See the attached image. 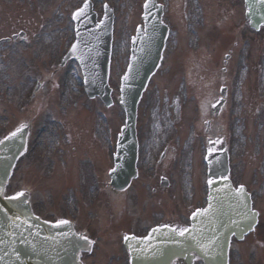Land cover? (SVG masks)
<instances>
[{
	"label": "rangeland",
	"instance_id": "rangeland-1",
	"mask_svg": "<svg viewBox=\"0 0 264 264\" xmlns=\"http://www.w3.org/2000/svg\"><path fill=\"white\" fill-rule=\"evenodd\" d=\"M78 1L0 0V37L19 31L29 37L15 48L0 47V132L31 126L30 150L17 164L8 195L28 190L41 215L52 218L53 212H59L84 229L83 216L75 219L80 208L89 223L103 227L107 240L100 250L104 252L112 240H120L122 231H132L126 226L138 213L134 234L161 220L162 210L165 221L183 224L191 207L204 204L203 154L207 138L215 132L223 135L232 155L235 181L246 182L258 197V207L264 209V30L255 34L249 28L242 0H159L167 5L166 21L172 31L163 65L139 106L143 146L139 167L141 175L148 176L150 162H157L160 148L169 142L170 156L158 175L167 177L171 185L165 188L158 179L141 177L128 192L117 195L109 187V166L99 158L106 155L104 147L110 149L124 123L118 101L120 77L128 63L130 38L142 23L145 0H95L96 7L108 3L116 13L110 108L88 99L77 64L59 67L73 39L69 17ZM37 81L43 85L34 96ZM225 87H229L226 104L215 115L210 104L222 98ZM213 126L218 129L209 132ZM88 157L97 164L102 188L98 200L87 176L80 191L70 190L72 184L82 182L80 173ZM53 163L58 166L50 173ZM90 201H96L93 208L86 206ZM263 230L264 214L257 233L246 244H234L230 264H264Z\"/></svg>",
	"mask_w": 264,
	"mask_h": 264
},
{
	"label": "water",
	"instance_id": "water-1",
	"mask_svg": "<svg viewBox=\"0 0 264 264\" xmlns=\"http://www.w3.org/2000/svg\"><path fill=\"white\" fill-rule=\"evenodd\" d=\"M245 1L248 8L247 16L252 20L253 26L258 27L264 23V3L261 0ZM153 33L154 31H148L146 35H139L138 40L134 43L136 54L139 50L153 44L152 41L144 44L148 38L152 37ZM140 44L142 45L139 49ZM141 67H145L144 63L141 64ZM106 69L107 67L104 68L105 73ZM103 91L108 94L107 85ZM26 132L22 131L0 146V264H75L80 248L83 247V241L71 231L70 226L60 225L56 227V225L48 224L35 217L28 196L25 194L18 199L3 197L4 188L15 160L24 149ZM211 189L207 211L200 212L192 218L195 228L183 238V243L187 246L195 233V229L206 225L202 229L201 235L206 236L212 232H217V241H213L212 244L215 250L219 251L220 258L224 259L223 253L227 251L228 237L231 233L240 235L248 230L250 224L253 225V221L246 223L245 218L243 217V220L239 214L229 219L228 213L226 216H220L219 225H217V217L223 211L230 210V204L241 203L240 207L243 209L241 211L243 214L250 209V205L246 198L244 203H247L249 208L244 207V203L238 199L228 181L216 182L212 184ZM236 209L237 207L232 206V211ZM175 245V240L169 236V239L160 246L163 247V252H161V248H158L157 252L151 253L148 257L147 260L150 263H146L144 260L136 261V264H156L155 261H162L165 258L166 260L171 259L172 253L186 252L182 247L175 248ZM202 247H204L203 243ZM207 255L205 252L206 261L216 264V259H211ZM138 257L140 256L138 255Z\"/></svg>",
	"mask_w": 264,
	"mask_h": 264
},
{
	"label": "snow or ice",
	"instance_id": "snow-or-ice-1",
	"mask_svg": "<svg viewBox=\"0 0 264 264\" xmlns=\"http://www.w3.org/2000/svg\"><path fill=\"white\" fill-rule=\"evenodd\" d=\"M261 2L264 3V0H261ZM150 3H151V0H146V3H145V9H148V8H149ZM89 7H90V5H89L88 0H85L84 6H83L82 8H80V9H78L76 13H74L73 18H74V19H78V18H80L81 16H84V15L86 14V10H87ZM105 7H107V6L105 5ZM161 7H162V6H161ZM100 23L103 24V21H101ZM76 47H77V46H76L75 44L72 46V49H71V50H72L73 53L76 51ZM127 78H128V77H127V75H126V76L124 77V79L127 80ZM26 127H27V125H22L20 128H17L15 132L11 133L10 136L5 137V139L8 140V139H12L13 137H16V136H17L19 133H21V132L23 131V129L26 128ZM0 143H3V141H0ZM113 171H115V169H113ZM212 183H213V181H212V180H209V184H212ZM236 191H237L238 199H239L242 203H244V201H245L246 198H247V193L245 192L243 185H241ZM22 195H23V193H19V194H17L16 197H11L10 199H18V198H19L20 196H22ZM244 207H245V208H249V205H248L247 203H244ZM204 211H207V210H204ZM194 215H195V214H194ZM256 216H257V213H255V212H254L253 210H251V209H249L248 211H246V212L244 213V218L247 219V220H249V221H254L255 218H256ZM67 223H68V221L60 220V221L57 222L56 227H59L60 225H65V224H67ZM248 230H252V225H251V224L249 225ZM173 231H176V230L173 229ZM185 231H187V229H184V230L180 231L179 234H180L181 236H183ZM241 238H243V237H241ZM81 239L84 240L85 242H87L89 245L92 244V243H94L93 241H89L87 236H83V237H81ZM125 239L127 240L128 237H125Z\"/></svg>",
	"mask_w": 264,
	"mask_h": 264
},
{
	"label": "flooded vegetation",
	"instance_id": "flooded-vegetation-1",
	"mask_svg": "<svg viewBox=\"0 0 264 264\" xmlns=\"http://www.w3.org/2000/svg\"><path fill=\"white\" fill-rule=\"evenodd\" d=\"M0 38H2V37H0ZM1 40V39H0ZM7 40L8 41H5V42H3V41H0V47H5L6 46V44L8 45V44H10V43H13V44H17V39L16 40H9L8 38H7Z\"/></svg>",
	"mask_w": 264,
	"mask_h": 264
}]
</instances>
